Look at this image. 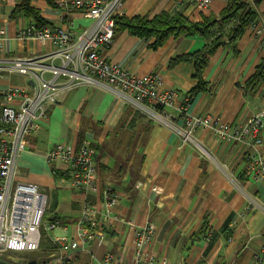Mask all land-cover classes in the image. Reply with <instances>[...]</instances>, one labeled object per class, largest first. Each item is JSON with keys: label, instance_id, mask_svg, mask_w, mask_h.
Listing matches in <instances>:
<instances>
[{"label": "crops", "instance_id": "1", "mask_svg": "<svg viewBox=\"0 0 264 264\" xmlns=\"http://www.w3.org/2000/svg\"><path fill=\"white\" fill-rule=\"evenodd\" d=\"M22 1L0 0V31L5 32L0 36V60L47 56L55 50L50 39L43 42L17 37L20 30L34 25L24 16L13 17ZM65 1L72 0H55V4L60 6ZM226 4L227 0H213L209 8L200 11L193 0H125L121 17L183 15L198 23L219 15ZM30 6L40 12L48 27L67 29L73 38L93 24L71 4L58 7L47 0H33ZM263 15L264 0L256 22L237 44L238 53L225 47L210 57L203 76L208 92L192 99L189 114L218 116L232 126L245 123L264 108V85L256 94H248L241 87L264 57L262 40L253 31L263 22ZM154 41L118 32L102 56L138 77L158 76L163 91L175 92L180 105L197 84L195 68L186 62L171 68L170 62L202 50L206 40L182 36L153 49ZM25 85V80L16 77L0 79L2 91ZM136 113L105 83L77 87L47 106L46 118L40 121L38 132L28 138L29 147L17 160L15 178L16 182L37 186L48 197L40 249L9 252L3 264H42L54 255L66 254L68 250L58 242L60 239L78 244L73 264H102L108 254L127 262L135 253L130 223L135 229L156 227L149 251L168 264H198L203 259L209 264H264V189L250 180L247 156L251 149L243 143L218 142L213 133L203 136L197 130L195 136L205 155L181 143L172 128L183 126L176 112L160 110L157 114L161 120L157 121ZM262 137L264 157V131ZM83 140L97 152L100 192L86 198L102 222L86 228L93 236L102 230V239L83 235L86 198L70 186V177L65 175L68 166L49 160L57 145L78 149ZM109 188L117 199L114 206H109L104 197ZM53 222L59 227L49 231ZM206 231L213 234L207 244L203 239Z\"/></svg>", "mask_w": 264, "mask_h": 264}, {"label": "built area", "instance_id": "2", "mask_svg": "<svg viewBox=\"0 0 264 264\" xmlns=\"http://www.w3.org/2000/svg\"><path fill=\"white\" fill-rule=\"evenodd\" d=\"M124 1H65L60 6L71 4L93 21L92 26L79 37L73 38L67 29L47 27L37 30L32 25L20 30L17 37L21 40L35 38L43 42L50 39L55 50L47 56L0 60V79L10 76L26 81L24 87L11 86L0 90V264H3V258L9 252H36L40 249V229L48 197L33 184L16 182L17 160L28 149V138L38 132L40 121L46 118L47 106L56 103L63 93L83 85L105 83L116 95L152 120H161L157 107L162 110L171 109L183 120L182 127L172 126L181 143L191 145L205 155L208 154L195 136L197 130L203 136L213 133L218 142L245 144L251 149L247 156L250 180L264 189V157L261 154L264 108L245 123L232 126L218 116H195L188 113V97L178 105L176 93L163 91L158 76L138 77L102 56V51L113 44L115 18L123 16ZM212 1L193 0V4L202 11L209 8ZM253 31L262 40L260 44L264 45V20L260 25L254 26ZM4 35V30H1L0 36ZM1 46L0 41V48ZM95 158L96 149L89 141H83L78 149L59 144L49 154L50 161L68 166L65 175L70 177V186L85 198L100 192ZM63 181L66 182V179ZM104 197L109 206L117 203L110 188L104 192ZM87 198L84 200L81 219V223L85 225L82 227L83 235L88 239H102V230H98L93 236L86 228L102 225ZM58 225L53 222L48 230H56ZM130 226L135 237L134 256L129 261L122 262L116 256L108 254L103 258L102 264H168L166 260H157L149 251L156 233L155 226L148 225L142 229H135L133 223ZM212 237V232L207 231L204 242H211ZM58 242L68 250L67 253L54 255L42 264H73L74 257L79 252L78 244L65 239ZM198 264L209 263L203 259Z\"/></svg>", "mask_w": 264, "mask_h": 264}, {"label": "trees", "instance_id": "3", "mask_svg": "<svg viewBox=\"0 0 264 264\" xmlns=\"http://www.w3.org/2000/svg\"><path fill=\"white\" fill-rule=\"evenodd\" d=\"M33 0L22 1L15 9L13 17L24 16L34 22L38 30L47 28L49 24L44 21L40 12L31 7ZM263 0H227L226 7L219 15H210L201 22H193L183 15L171 17L162 14L152 19L147 17H116L115 35L118 32H128L130 36L140 39H155L151 48L157 49L163 46L169 39L182 36H199L206 40L202 50L190 55H183L171 60L170 67L174 68L180 63H191L195 68L194 78L197 84L189 91V104L192 99L201 93L208 92V84L203 76L208 67L210 57L220 48L231 47L234 53H238L237 44L258 18V7ZM50 5L58 6L55 0H47ZM60 7V6H58ZM264 85V57L256 67L255 73L241 86L248 94H256ZM132 107V106H131ZM162 110V108L157 107ZM136 114H141L135 109ZM138 114V115H139ZM140 116V115H139ZM44 222V218L42 224ZM43 227V226H42ZM41 227V228H42ZM208 230V229H207ZM207 232V231H206Z\"/></svg>", "mask_w": 264, "mask_h": 264}, {"label": "rangeland", "instance_id": "4", "mask_svg": "<svg viewBox=\"0 0 264 264\" xmlns=\"http://www.w3.org/2000/svg\"><path fill=\"white\" fill-rule=\"evenodd\" d=\"M16 78H19V77H16ZM19 79H22V78H19ZM134 108V107H133ZM135 109V108H134ZM137 110V109H136ZM158 111H160V110H158ZM148 117V116H147ZM150 120H152L151 118H149ZM83 141H85V140H83ZM58 146V145H57ZM96 155H97V152H96ZM95 160H96V158H95ZM98 168V167H97ZM156 228V227H155ZM7 259V254H6V256L3 258V260H6ZM12 264V263H11ZM13 264H22V263H17V262H15V263H13Z\"/></svg>", "mask_w": 264, "mask_h": 264}, {"label": "water", "instance_id": "5", "mask_svg": "<svg viewBox=\"0 0 264 264\" xmlns=\"http://www.w3.org/2000/svg\"><path fill=\"white\" fill-rule=\"evenodd\" d=\"M30 85H32V82H29ZM35 263V262H34Z\"/></svg>", "mask_w": 264, "mask_h": 264}]
</instances>
